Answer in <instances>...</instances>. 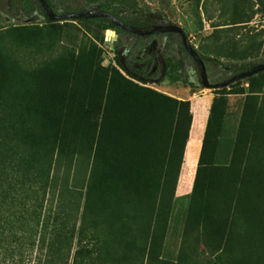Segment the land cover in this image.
<instances>
[{"label": "rangeland", "instance_id": "obj_1", "mask_svg": "<svg viewBox=\"0 0 264 264\" xmlns=\"http://www.w3.org/2000/svg\"><path fill=\"white\" fill-rule=\"evenodd\" d=\"M115 1L126 6L135 1L144 9L148 5L159 11L170 24L183 29L195 48H200L212 26L229 24L234 18L247 22L240 30L241 48L249 37L264 44V0H244L236 9L230 0ZM30 17L20 0H0L3 97L29 104L43 96L51 98L48 90L62 92L70 87L74 99L83 100L84 116L93 123L99 122L106 107V128L119 107L112 150L126 110L125 135L141 130L134 135L145 138L141 147L160 165L140 252H136L140 237L132 231L117 242L104 227L101 235L110 245L96 264H136L137 259V264H145L164 180L158 256L167 263L183 260L194 264L204 258L218 264L214 253L221 249L223 260L235 262L242 255L241 250L233 252L238 243L234 227H242L235 212L248 218L253 232L264 231V74L216 90L182 83L142 84L124 74L127 82L135 84L127 91L116 73L123 74L115 54L122 43L139 60L157 51V65H161L180 60V40L174 35L122 40L115 31L100 30L85 20L35 23ZM258 52L248 61L263 63L264 49ZM184 63L193 72L191 60L185 58ZM206 71L212 84L232 76L208 62ZM182 102L185 105L180 106ZM134 121L140 124L134 125ZM110 169L111 163L108 172ZM106 190L107 185L103 199ZM131 195L137 202V194ZM133 212L131 209L132 219Z\"/></svg>", "mask_w": 264, "mask_h": 264}, {"label": "trees", "instance_id": "obj_2", "mask_svg": "<svg viewBox=\"0 0 264 264\" xmlns=\"http://www.w3.org/2000/svg\"><path fill=\"white\" fill-rule=\"evenodd\" d=\"M230 1L236 9L244 0ZM61 2L71 5V8H64V12L95 7L132 26L149 28L155 24H170L159 11H152L148 5L144 9L135 1L128 6L115 0ZM22 4L25 11L39 8L42 18L35 23L50 22L34 0H22ZM78 20H85L100 30H113L122 40L152 36H136L103 18ZM246 23L234 18L229 24L212 26L200 48H195L205 67L208 62L234 76L256 64L248 58L258 56L264 44L249 37L244 48L239 46L242 43L240 30ZM154 35L163 38L174 35L180 40L178 35L171 33ZM180 51V60L157 65L160 59L157 51L139 60L122 43L115 54L123 72L116 70L123 88L126 85L129 91L135 86L133 81L127 82L124 74L142 84L168 82L201 88L197 67L181 41ZM185 58L191 60L197 81L191 77V68L185 67ZM261 74L264 71L255 75ZM56 89H47L51 98L43 96L29 104L4 98V89H0V264H96L108 251L105 247L110 245L102 238L104 227L113 234V241L121 235L126 238L125 235L132 231L134 236L140 237L136 252H140L142 246L155 179L160 172L157 160L150 156L146 147H141L140 142L145 138L134 135L142 131L134 130L131 131L133 135H125L124 110L112 150L119 107L106 128L109 120L106 107L99 122L93 123L84 116L83 100L74 99L70 87L62 92ZM183 105L185 102L180 103ZM133 124L140 123L134 121ZM166 185L164 180L145 264H191L183 260L167 263L158 256L157 225ZM132 193L137 194V202ZM131 209L135 211L133 219ZM235 218L242 227H234L238 243L232 247L233 252L241 250L242 255L235 262L226 261L219 254L223 253L220 249L214 253L215 261L218 264H264V231L253 232L248 218L242 214L235 212ZM199 260L194 264H210L207 259Z\"/></svg>", "mask_w": 264, "mask_h": 264}, {"label": "water", "instance_id": "obj_3", "mask_svg": "<svg viewBox=\"0 0 264 264\" xmlns=\"http://www.w3.org/2000/svg\"><path fill=\"white\" fill-rule=\"evenodd\" d=\"M37 1L39 5L42 7V9L45 11V14L50 22L77 20V19L103 18V19L110 21L114 26L122 30H125L131 34H134L136 36L142 37V36H149V35H154V34H167V33L178 35L180 37V41H181V44L184 50L187 52V54L189 55V57L192 59V61L195 63L197 67V71L200 77V84L202 88L211 89V90L225 88L236 81L249 78L259 72L264 71V62L257 63L246 71H243L239 74L231 76L230 78L222 82L212 84L208 80L207 71H206V67H205L203 60L200 58V56L196 52L195 47L191 45L183 29L178 25L155 24V25L150 26L149 28L132 26V25H128L120 21L116 16L112 15L110 12H106L104 10L97 9V8L84 9L81 11H73V12L62 14V15H56L44 0H37Z\"/></svg>", "mask_w": 264, "mask_h": 264}, {"label": "flooded vegetation", "instance_id": "obj_4", "mask_svg": "<svg viewBox=\"0 0 264 264\" xmlns=\"http://www.w3.org/2000/svg\"><path fill=\"white\" fill-rule=\"evenodd\" d=\"M44 1L47 3V5L52 9V11L56 15H62V14L68 13V12H73V11L64 12V7H65V5L67 6V4L63 5L62 2H61V0H49V1H51L50 4H48V2L46 0H44ZM56 1H58L59 4H55ZM34 2H36L39 5V3H38L37 0H34ZM20 3H21V6H22V10L24 12L25 9L23 7L22 0H20ZM40 8L45 13V11L42 9L41 6H40ZM53 8H55L56 11H54ZM90 8H95V7H90ZM90 8H85V9H90ZM82 10H84V9H82ZM74 11H81V10H74ZM25 13L26 14H29L31 16L30 17V20L36 21V20L42 18V15L40 14L39 8L38 9L36 8L35 10H31V11H25Z\"/></svg>", "mask_w": 264, "mask_h": 264}]
</instances>
